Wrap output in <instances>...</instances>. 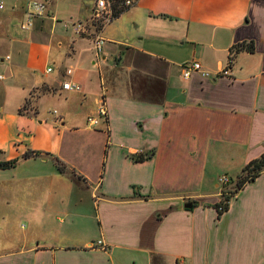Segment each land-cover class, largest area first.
Returning <instances> with one entry per match:
<instances>
[{
    "label": "crops",
    "instance_id": "1",
    "mask_svg": "<svg viewBox=\"0 0 264 264\" xmlns=\"http://www.w3.org/2000/svg\"><path fill=\"white\" fill-rule=\"evenodd\" d=\"M45 12L16 38L1 27L0 160L18 161L0 169V264H264V171L213 207L219 177L264 151V0H137L113 18L128 42L99 50L73 22L68 38L43 33ZM53 40L67 49L50 65ZM242 41L253 52L229 63ZM193 60L208 75L184 77ZM102 97L103 127L89 126ZM67 122L106 141H65Z\"/></svg>",
    "mask_w": 264,
    "mask_h": 264
},
{
    "label": "rangeland",
    "instance_id": "2",
    "mask_svg": "<svg viewBox=\"0 0 264 264\" xmlns=\"http://www.w3.org/2000/svg\"><path fill=\"white\" fill-rule=\"evenodd\" d=\"M33 0H0V2L3 3L4 8L0 9V20L2 21L4 19V23H1L0 25V33H3L1 31V27H6L9 32L16 37L21 36L22 34L29 31V29H36L35 23L37 22V18H41L40 15H37L33 18V23L29 27V29L22 30L20 28V24L24 19L26 18V8H29L30 10H33V7L31 5ZM42 1V0H40ZM44 1V0H43ZM48 1V0H47ZM46 2V1H45ZM46 5L48 3L46 2ZM94 6V0H49V7L46 10V14L49 16L54 15L56 20H45L44 24L41 26V30L43 33L52 32L55 34H63L66 38L70 37L72 35V29L70 24L72 22H81L83 24L90 22V18L92 16V9ZM49 10L50 13L48 12ZM7 17V18H6ZM6 18V22H5ZM26 20V19H25ZM7 25V26H6ZM67 26V28L65 27ZM103 26V27H102ZM102 28V29H101ZM38 29L40 27L38 26ZM101 29V30H100ZM127 30L132 33L131 27L126 25L125 18L123 17L122 20L120 19H113L111 22L102 25L101 22H91L88 23L85 27V32L89 34V36H95L97 33L100 34L102 37V47L109 44L107 41H113L115 42V45H118L119 42H125L128 38L131 36L130 33H127ZM83 32V34L85 33ZM82 34V35H83ZM128 34L130 35L128 37ZM133 40V37H131ZM51 44L50 49V57H49V63L50 65H55L54 62L57 61L58 53H63L66 51L67 46L64 42L60 47L57 46L56 40H53V43ZM61 55V54H60ZM33 100V98H31ZM44 105H48L49 108L55 109L58 114L61 111L57 107V105H52L50 102L43 103ZM35 106V100L31 101L29 104L30 109L32 110ZM47 110V107L45 108ZM77 109H74L73 105L71 107L67 106L63 112H75ZM90 116V115H89ZM92 116H96L92 115ZM101 121V120H100ZM99 121V122H100ZM68 126H70V123H66V129H65V141H73L71 138V134L79 135V138L77 139L80 142H93L94 144H104L103 142L106 141V139L101 135V140L94 138L93 136L87 135L86 131L82 132H69ZM103 127V124L100 122L98 126L96 127ZM95 128V127H94ZM90 131L93 132V129ZM88 132V131H87ZM89 133V132H88ZM102 141V142H101ZM99 142V143H98ZM232 182L223 185L225 188H230L232 186ZM223 189V190H224ZM0 191H2L0 189Z\"/></svg>",
    "mask_w": 264,
    "mask_h": 264
},
{
    "label": "built area",
    "instance_id": "3",
    "mask_svg": "<svg viewBox=\"0 0 264 264\" xmlns=\"http://www.w3.org/2000/svg\"><path fill=\"white\" fill-rule=\"evenodd\" d=\"M137 0H94V6L92 9V16L90 18V22H101L102 25H105L109 23L114 17L115 13L117 11L125 10L128 9L129 7L133 6ZM33 10H30L29 8L26 9V20H24L20 24V28L22 30L28 29L32 23H33V18L37 15L42 16L45 12L46 9V2L45 1H38V0H33L31 3ZM3 3L0 2V9H2ZM89 22L83 24L81 22H73V30L76 34H82L85 32V27ZM94 40V47L96 49H100L102 38L100 34H96L93 37ZM230 63V60H229ZM48 70H51L48 68ZM193 71H199L202 75H208L207 72L202 70L201 63L199 61L193 60L191 62H188L183 65V76L188 77ZM65 73L67 75L72 73L71 68H67ZM222 75H227L228 74V68H223L221 71ZM62 89L66 90H76L79 91L81 90V86L79 83L75 81H63L61 84ZM57 111L54 110L53 113H56ZM107 118V107L105 104V100L102 97L99 105L97 107V114L96 116H87L86 117V122L89 126H96L99 124L100 120L105 121ZM222 185H227L231 183V179L226 176L222 175L219 177L218 180ZM98 244L104 248L105 245H103V242L101 240L98 241ZM177 264H183L182 262H178Z\"/></svg>",
    "mask_w": 264,
    "mask_h": 264
},
{
    "label": "trees",
    "instance_id": "4",
    "mask_svg": "<svg viewBox=\"0 0 264 264\" xmlns=\"http://www.w3.org/2000/svg\"><path fill=\"white\" fill-rule=\"evenodd\" d=\"M123 10L117 11L115 13V17L120 14ZM254 50V44L252 41H242L235 45H233L229 50V60L230 63L232 60H234L235 56L241 52H253ZM34 97L33 94L29 96V98L25 101L24 105L19 109V111H22L24 108H26L27 104L31 102V98ZM153 151H150V153H143L139 152L136 154H132L131 158L134 161H141L146 158H149L152 155ZM41 154L40 151H31L27 152L25 154V157L28 156H38ZM18 159H10V160H0V169H7L10 167L15 166ZM55 164L57 167V170L60 173H64L67 171V167L63 162L56 159ZM264 171V151L257 157L251 159L248 161L240 170L238 175L235 177L234 180H232V186L229 188H225L220 195L219 201L215 202L213 204V207L217 210L218 215H221L223 212H225L229 208V202L231 198L239 191L241 190L246 184L253 182L262 172Z\"/></svg>",
    "mask_w": 264,
    "mask_h": 264
},
{
    "label": "water",
    "instance_id": "5",
    "mask_svg": "<svg viewBox=\"0 0 264 264\" xmlns=\"http://www.w3.org/2000/svg\"><path fill=\"white\" fill-rule=\"evenodd\" d=\"M193 206V203L192 201H187L185 203H183L182 207L185 208V209H189Z\"/></svg>",
    "mask_w": 264,
    "mask_h": 264
}]
</instances>
